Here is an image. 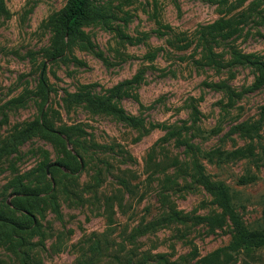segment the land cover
Wrapping results in <instances>:
<instances>
[{"label":"rangeland","instance_id":"rangeland-1","mask_svg":"<svg viewBox=\"0 0 264 264\" xmlns=\"http://www.w3.org/2000/svg\"><path fill=\"white\" fill-rule=\"evenodd\" d=\"M3 1L0 209L7 212L17 197L11 184L17 177L44 185L41 166L52 188L24 201L37 221L28 237V264H132L144 255L196 264L228 246L234 236L229 222L215 229L194 222L221 213L193 177L194 159L211 180L248 199L239 211L247 225L264 221V123L253 140L235 130L261 119L264 86L252 87L256 68L230 64L233 52L264 61V0H91L97 21L81 26L83 36L55 60L49 58L52 18L68 0ZM230 18L242 19L238 32L227 39L207 36L205 43L202 28ZM43 66L51 91L48 121L56 130L80 128L72 141L44 132L15 141L39 117ZM85 92L115 94L112 102L140 118L141 126L68 100ZM13 98L22 103L8 104ZM247 146L254 152L249 158L218 162L214 154ZM77 163L81 169L64 177ZM247 174L253 181L241 185ZM172 212L189 222L162 223ZM253 256L242 255L236 264H264V248ZM23 263L0 242V264Z\"/></svg>","mask_w":264,"mask_h":264},{"label":"trees","instance_id":"trees-1","mask_svg":"<svg viewBox=\"0 0 264 264\" xmlns=\"http://www.w3.org/2000/svg\"><path fill=\"white\" fill-rule=\"evenodd\" d=\"M0 12L7 13L4 6V1L0 0ZM99 14L92 6L91 0H68L67 5L52 18L53 40L52 48L49 52V58L52 60L63 57L69 48V43L83 36L80 31L81 26L91 24L97 21ZM242 19H221L207 27L202 28L201 36L205 43H208L207 36L212 39L222 38L227 39L238 32V25ZM211 61L218 64L214 59L213 53L210 50ZM231 65H248L256 68L258 77L253 83V88H261L264 86V61L255 58L253 55H243L238 52H233V60ZM46 68L43 66L40 79L39 93L42 98L40 106L39 117L30 122L26 129L23 130L15 141H21L29 135L36 132H44L49 135L57 137L62 142L64 140L61 135H64L67 140L72 141V135L76 130L83 133L80 128L67 127L59 130L54 129V126L48 121L47 110L45 104L50 97V87L46 81ZM120 93V86L117 88L115 94ZM114 94V95H115ZM114 95L95 97L89 92L68 94V100L72 103H85L90 111L96 113H106L117 116L122 122L128 124L133 128L141 126L142 120L136 116L128 115L124 110L112 102ZM66 99V101H68ZM68 101V102H69ZM22 103L20 98L11 99L8 104L17 105ZM264 123V107L262 109L261 119L255 122H246L238 125L235 130L243 134L246 138L253 140L258 132L262 129ZM10 148L8 143L5 146ZM97 147V146H95ZM217 155L218 162L233 161L238 159L249 158L254 155L250 146L240 148L231 152H214ZM207 157L212 160V154L207 153ZM38 168L39 181L44 183L42 187H32L23 182V177H17L11 184L16 189L17 197L14 198L10 205H7L8 211L0 209V242L8 245V247L21 257L23 264H28V237L33 235L37 230V221L24 204L26 199L38 200L42 194H49L52 191L51 185L45 181L48 176L47 167ZM50 167V166H49ZM81 169L79 163L76 164V170H70V173H64V177H71ZM192 171L193 177L199 182L204 189L211 194L218 206L221 209L220 214L212 216H196L194 222L205 224L210 228H222L229 222L234 230V236L228 246L219 248L210 254L202 257L196 264H236L238 258L242 255L254 259L253 253L261 248H264V221L255 225H247L241 218L239 211L244 208L243 202L248 201L247 198L241 197L240 193L230 188L223 182L213 181L204 172L203 166L196 160H193ZM55 168L50 167L49 173L54 176ZM254 176L247 174L240 178L239 183L245 185L253 181ZM189 217L181 216L179 212H172L165 216L162 223H187ZM150 224L146 227V231L150 230ZM100 247H97L99 250ZM152 258H159L156 262L164 264H176L175 262L169 263L164 256H147L144 255L142 260L132 264H151Z\"/></svg>","mask_w":264,"mask_h":264}]
</instances>
